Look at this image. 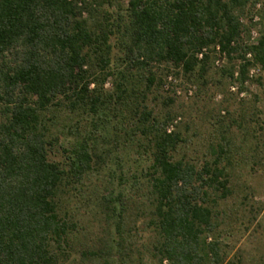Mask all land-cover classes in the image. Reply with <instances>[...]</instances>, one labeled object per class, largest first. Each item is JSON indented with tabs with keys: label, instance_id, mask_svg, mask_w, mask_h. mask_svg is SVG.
Wrapping results in <instances>:
<instances>
[{
	"label": "trees",
	"instance_id": "trees-1",
	"mask_svg": "<svg viewBox=\"0 0 264 264\" xmlns=\"http://www.w3.org/2000/svg\"><path fill=\"white\" fill-rule=\"evenodd\" d=\"M261 1L128 0L126 9L119 5L117 12L100 14L105 4L117 2L0 0V264L71 261L77 226L60 212L61 193L94 171L95 153L90 138L64 135L63 108L98 117L110 105L133 98L139 149L151 159L148 252L156 264L225 263L214 238L215 205L231 195L230 152L220 142L200 166L177 158L183 138L170 129L175 117L168 112L161 120L147 100L157 83L163 85L154 64L204 78L214 54L227 59L223 74L244 91L251 68L264 71L263 15L258 42L243 38L244 20H254ZM116 47L124 54L117 61ZM133 71L148 73L139 76L145 89L138 88ZM58 149L66 155L64 163L51 158ZM102 206L115 223L121 264H134L132 243L123 232V193L115 197L107 190ZM114 251L112 243L85 246L79 262L112 264Z\"/></svg>",
	"mask_w": 264,
	"mask_h": 264
},
{
	"label": "rangeland",
	"instance_id": "rangeland-1",
	"mask_svg": "<svg viewBox=\"0 0 264 264\" xmlns=\"http://www.w3.org/2000/svg\"><path fill=\"white\" fill-rule=\"evenodd\" d=\"M112 1L117 3L113 7L105 4L100 14L117 12L119 5L128 7V0ZM262 15L264 0L256 6L254 20L251 17L244 20L248 26V32L243 35L245 42L256 44L260 39ZM123 56L116 47L115 61ZM213 58L214 63L204 78L197 74L194 77L178 75L169 66L154 64L153 73L163 85L160 87L157 83L152 88L147 105L161 120L168 112L175 117L170 129L182 134L183 143L176 154L179 159L194 161L200 166L211 156L212 146L225 143L233 162L228 167L231 195L217 200L215 205L219 229L214 238L220 242L224 264H264V71L253 66L251 80L240 93V84L222 72L229 67L227 59L216 54ZM132 74L138 88L145 89L146 81L139 76L145 78L148 73L133 71ZM112 82L110 78L105 87L107 91L112 90ZM134 101L133 98L131 102L112 104L98 117L83 110L72 113L63 108L66 114L60 124L64 135L74 136L76 140L90 138L95 153L94 171L82 184H71L61 193L60 212L77 226L68 264H80L78 252L85 246L105 243L115 246L117 257L112 264H121L115 223L108 221L102 206L107 190L113 191L115 197L123 193L127 206L123 232L134 249L131 251L133 263L156 264L148 252L153 241V233L147 227L150 220L147 169L151 159L149 153L139 149ZM51 158L60 163L66 161V155L59 149Z\"/></svg>",
	"mask_w": 264,
	"mask_h": 264
},
{
	"label": "built area",
	"instance_id": "built-area-1",
	"mask_svg": "<svg viewBox=\"0 0 264 264\" xmlns=\"http://www.w3.org/2000/svg\"><path fill=\"white\" fill-rule=\"evenodd\" d=\"M200 58H202V56H200ZM225 59V58H224ZM217 65H220L219 61L217 62ZM220 67V66H219ZM253 71H251V76L253 75Z\"/></svg>",
	"mask_w": 264,
	"mask_h": 264
}]
</instances>
